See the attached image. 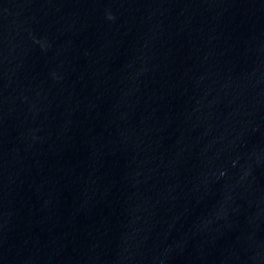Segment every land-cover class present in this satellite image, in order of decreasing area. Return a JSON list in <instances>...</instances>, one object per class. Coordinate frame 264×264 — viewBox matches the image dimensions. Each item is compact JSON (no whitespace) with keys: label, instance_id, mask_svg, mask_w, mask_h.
Segmentation results:
<instances>
[{"label":"water","instance_id":"obj_1","mask_svg":"<svg viewBox=\"0 0 264 264\" xmlns=\"http://www.w3.org/2000/svg\"><path fill=\"white\" fill-rule=\"evenodd\" d=\"M0 264H264V0H0Z\"/></svg>","mask_w":264,"mask_h":264}]
</instances>
